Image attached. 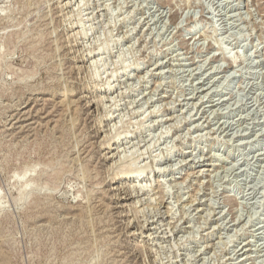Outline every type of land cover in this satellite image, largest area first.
Masks as SVG:
<instances>
[{
  "label": "rangeland",
  "instance_id": "obj_1",
  "mask_svg": "<svg viewBox=\"0 0 264 264\" xmlns=\"http://www.w3.org/2000/svg\"><path fill=\"white\" fill-rule=\"evenodd\" d=\"M0 264H264V0H0Z\"/></svg>",
  "mask_w": 264,
  "mask_h": 264
},
{
  "label": "bare ground",
  "instance_id": "obj_2",
  "mask_svg": "<svg viewBox=\"0 0 264 264\" xmlns=\"http://www.w3.org/2000/svg\"><path fill=\"white\" fill-rule=\"evenodd\" d=\"M134 196V195H133Z\"/></svg>",
  "mask_w": 264,
  "mask_h": 264
}]
</instances>
